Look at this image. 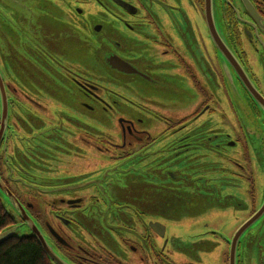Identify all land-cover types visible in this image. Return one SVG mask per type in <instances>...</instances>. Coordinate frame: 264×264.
I'll return each instance as SVG.
<instances>
[{
  "label": "flooded vegetation",
  "instance_id": "obj_1",
  "mask_svg": "<svg viewBox=\"0 0 264 264\" xmlns=\"http://www.w3.org/2000/svg\"><path fill=\"white\" fill-rule=\"evenodd\" d=\"M205 3L0 0V203L20 236L37 241V227L56 257L42 247L43 264H213L219 245L216 264H249L244 235L264 214L241 231L260 210L245 135L248 117L264 125V0H211L233 64ZM226 183L236 195L205 214L229 210V238L175 233L170 192L215 198Z\"/></svg>",
  "mask_w": 264,
  "mask_h": 264
},
{
  "label": "rangeland",
  "instance_id": "obj_2",
  "mask_svg": "<svg viewBox=\"0 0 264 264\" xmlns=\"http://www.w3.org/2000/svg\"><path fill=\"white\" fill-rule=\"evenodd\" d=\"M88 16L87 22H91L94 19H98L101 17V14H99V10H97V7L94 5H90L88 11L85 13ZM95 75L98 76L97 72H94ZM89 77L92 79V75H89ZM93 80V79H92ZM23 83V88L22 89L26 94L27 93V82L26 80L22 81ZM104 86L105 85H111V89L116 90L119 89L118 87H121L119 83L113 82L110 80H104ZM118 86V87H117ZM219 96V95H218ZM220 98V96H219ZM14 109L17 112L22 111V113L26 112L29 110V103L28 102H21V101H15L14 102ZM25 116L24 118H26ZM249 118V132L245 135L246 137V147L248 148V160L250 162V172H249V177L251 176L252 182H253V190L255 193V199L257 203L259 204V209L264 203V125H262L261 121L257 118L253 117H248ZM102 119H100L101 121ZM217 126H223L227 130H231L227 124L225 123L222 125L221 123L217 122L215 123ZM222 128V127H221ZM248 129L246 131H248ZM238 152V149L236 150V153ZM231 153V152H230ZM234 151L230 154L233 155ZM218 161V160H217ZM218 170V169H217ZM219 171V170H218ZM123 178L120 177L119 181L122 182ZM156 182L153 181L152 184H155ZM151 184V185H152ZM229 184H225V191H220L221 193H218L217 197H211V195L206 194L202 190H197L196 193L198 196L201 197H207V201H196L197 194L195 195L194 193H191V191H187L190 195L188 196L185 192L177 193V192H170L169 194V200L172 201L171 203L174 204L175 210H178L174 214V217H180V221L182 223L178 224L177 227L175 228V233L178 232L179 234L184 233L187 231V226L188 225H195L196 228L195 231H198V229H216L219 231V233L223 236L224 239L230 237V232L232 231V226H233V219H231L230 216L226 214L229 210H224L221 211V209L218 210H213L210 213V215L205 214L207 209H212L220 206V208H223L224 206L228 205V202H224V195H228V193L233 194L234 196L236 195L237 191L232 190ZM247 186V185H246ZM221 188L220 185H218V190ZM228 190V191H227ZM211 193V192H210ZM225 195V196H226ZM176 199V200H175ZM184 201V202H182ZM226 204V205H225ZM237 214V213H236ZM241 214V213H240ZM237 216H240L237 214ZM188 219H193L195 222L194 224L192 221H189ZM188 220V221H187ZM199 220L201 222H199ZM183 222H186L183 224ZM198 224V226H197ZM180 226V227H179ZM250 231L244 235V241H246V245H250L251 248L254 247L255 252L253 256L249 255L247 262L249 264H264V214L262 217L256 221L251 227ZM18 233L20 232L19 229H17ZM209 237L211 236H206L203 238L205 241L208 240L209 242ZM195 241V240H193ZM192 241V242H193ZM213 243L214 239L211 240ZM222 245L215 246L213 248H220L216 252L215 250L211 251L208 253L209 261L210 259H213V264H216V257L215 255L221 253V250H223Z\"/></svg>",
  "mask_w": 264,
  "mask_h": 264
},
{
  "label": "trees",
  "instance_id": "obj_3",
  "mask_svg": "<svg viewBox=\"0 0 264 264\" xmlns=\"http://www.w3.org/2000/svg\"><path fill=\"white\" fill-rule=\"evenodd\" d=\"M10 220L0 203V232L10 228ZM40 244L32 237H17L0 244V264H43ZM50 264V263H48Z\"/></svg>",
  "mask_w": 264,
  "mask_h": 264
},
{
  "label": "water",
  "instance_id": "obj_4",
  "mask_svg": "<svg viewBox=\"0 0 264 264\" xmlns=\"http://www.w3.org/2000/svg\"><path fill=\"white\" fill-rule=\"evenodd\" d=\"M205 9H206V20L208 22V28L211 32L212 39L215 42V44L218 46L219 50L221 52H223L224 54H226L227 51L225 49L224 43L222 41H220L217 30H215L214 21L212 19V15H211L212 14L211 13V11H212L211 0H206ZM225 56L227 57L228 55L226 54ZM227 59L229 60V62H231L230 57H227ZM231 63L233 64V62H231ZM0 86H1V93H2L3 92V86H2L1 81H0ZM6 194H7V191L4 189V186L2 184H0V195L4 196ZM263 213H264V204H263V206H261L258 213L253 218H251L250 221L247 222L248 224L245 225L241 229V231L250 227L251 224L255 220H257ZM29 224H30V228H31L32 232L35 234V237L37 238V241L40 244L41 248L43 247L44 252L51 258V260L56 262L55 255L48 249L46 244L43 242V240L41 238V234L38 232L37 227H35L32 222H29ZM14 236L20 237L19 233L17 232V226L4 229L2 232H0V244L4 243V241H6V240L14 238ZM54 264H59V263H54Z\"/></svg>",
  "mask_w": 264,
  "mask_h": 264
}]
</instances>
